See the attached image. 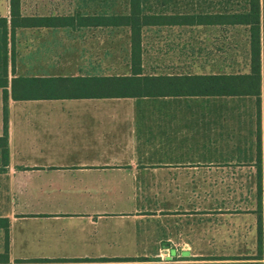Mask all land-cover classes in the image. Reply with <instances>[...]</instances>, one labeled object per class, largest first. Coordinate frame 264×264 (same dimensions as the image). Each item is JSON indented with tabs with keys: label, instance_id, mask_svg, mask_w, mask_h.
Instances as JSON below:
<instances>
[{
	"label": "crops",
	"instance_id": "crops-1",
	"mask_svg": "<svg viewBox=\"0 0 264 264\" xmlns=\"http://www.w3.org/2000/svg\"><path fill=\"white\" fill-rule=\"evenodd\" d=\"M1 7L0 17L10 24L9 0H1ZM61 7L62 0H22L25 15H61ZM30 8L39 12L26 14ZM108 28L76 21L15 31L10 79L41 78L55 85L72 78L82 89L72 90L76 97L68 99H9L8 158L0 144V264H203L211 261L197 259L216 256L193 247L220 245L223 217L236 223L238 213L254 211L223 210L220 202L216 207L215 192V206L207 210L205 184L237 180L246 169L258 181L259 136L264 179V39L252 92L94 98L84 83L129 76L130 65L126 73H110V66L67 63L63 55L69 53V38ZM214 62L192 74L252 71L249 46L240 68ZM167 70L176 72L154 67L150 74H187L183 68ZM3 109L0 88V138ZM177 183L201 184L192 193L197 207L189 209L188 202L177 210L159 203V184ZM189 198V191L180 197Z\"/></svg>",
	"mask_w": 264,
	"mask_h": 264
},
{
	"label": "trees",
	"instance_id": "trees-1",
	"mask_svg": "<svg viewBox=\"0 0 264 264\" xmlns=\"http://www.w3.org/2000/svg\"><path fill=\"white\" fill-rule=\"evenodd\" d=\"M9 7L10 24L6 17H0V88L3 90L4 102V136L0 138V144L5 158L9 157L10 98L15 101L68 99L76 97L71 93L72 90L82 89L70 83L72 78H60L59 83L55 85L41 78L10 79L9 64L13 65L15 61L14 37L17 28L41 27L45 22L69 27L74 26L76 21L79 25L85 26L128 28L129 76L89 79L84 84L93 91L90 95L94 98L198 97L214 93L242 95L248 90L251 91V81L254 78L257 80L260 78L264 0H77L73 12L56 16L25 15L22 11V0H9ZM151 27H245L249 33L251 74L199 76L187 72L182 76L151 75L143 68V30ZM12 73L14 74V69ZM258 149L256 210L251 212L257 215L255 252L197 259L211 261L203 264H264V179L260 136Z\"/></svg>",
	"mask_w": 264,
	"mask_h": 264
},
{
	"label": "rangeland",
	"instance_id": "rangeland-1",
	"mask_svg": "<svg viewBox=\"0 0 264 264\" xmlns=\"http://www.w3.org/2000/svg\"><path fill=\"white\" fill-rule=\"evenodd\" d=\"M76 2V0H62L59 14L73 12ZM0 11H2L1 0ZM32 11H38V9H27L26 14H35ZM248 35V29L245 27L145 28L143 30L144 66L148 72L154 67H159L163 68L164 73L176 72L167 70L169 68H176V70L183 68L186 72L195 73L199 65L214 64L216 60L222 64H233L240 68L247 63L248 59ZM129 36L128 28L95 29L84 34H76L68 39L70 40L69 53L63 55V61L67 63L99 62L110 66V73H126L130 54ZM236 179L205 184L207 210L213 209L215 205L218 207L219 202L223 210H237V212L256 210L255 172L251 173L249 169L239 170ZM198 185L201 184H159V194L163 193L159 196V203L164 207L181 210L183 207L187 208L189 202L188 207L192 210L197 207V199L192 193L197 191ZM187 191L190 198L180 199L182 193L185 195ZM169 192L171 194L168 196ZM213 194L216 195L215 205ZM238 214L236 223L234 221L230 223L223 217L220 245L193 247L195 253L215 256L254 253L257 216L252 213Z\"/></svg>",
	"mask_w": 264,
	"mask_h": 264
}]
</instances>
